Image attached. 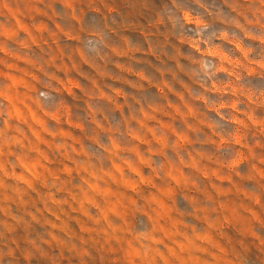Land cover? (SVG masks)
I'll return each instance as SVG.
<instances>
[{"label": "rangeland", "instance_id": "rangeland-1", "mask_svg": "<svg viewBox=\"0 0 264 264\" xmlns=\"http://www.w3.org/2000/svg\"><path fill=\"white\" fill-rule=\"evenodd\" d=\"M0 264H264V0H0Z\"/></svg>", "mask_w": 264, "mask_h": 264}]
</instances>
